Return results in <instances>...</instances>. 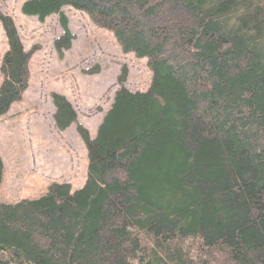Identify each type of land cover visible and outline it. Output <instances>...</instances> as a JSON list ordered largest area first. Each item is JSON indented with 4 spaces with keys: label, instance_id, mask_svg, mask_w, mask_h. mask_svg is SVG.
Wrapping results in <instances>:
<instances>
[{
    "label": "trees",
    "instance_id": "16d2710c",
    "mask_svg": "<svg viewBox=\"0 0 264 264\" xmlns=\"http://www.w3.org/2000/svg\"><path fill=\"white\" fill-rule=\"evenodd\" d=\"M67 6L146 57L153 80L122 85L94 138L79 128L82 188L0 202V264H264V0H27L26 15H59L60 57L75 38ZM0 20L1 117L28 86L29 54ZM53 102L64 130L76 112Z\"/></svg>",
    "mask_w": 264,
    "mask_h": 264
},
{
    "label": "rangeland",
    "instance_id": "374dc122",
    "mask_svg": "<svg viewBox=\"0 0 264 264\" xmlns=\"http://www.w3.org/2000/svg\"><path fill=\"white\" fill-rule=\"evenodd\" d=\"M26 1L0 0V12L13 18L29 54L28 86L0 117L4 163L0 202L8 204L40 198L55 182L69 183L73 190L82 188L89 158L79 128L94 138L122 85L144 92L153 80L146 57L124 51L111 30L96 26L84 11L69 6L63 11L75 38L60 57L56 48L63 35L59 15L45 20L26 15ZM8 49L0 20V66ZM3 78L0 67V85ZM54 94L65 96L77 115L64 130L55 123Z\"/></svg>",
    "mask_w": 264,
    "mask_h": 264
}]
</instances>
